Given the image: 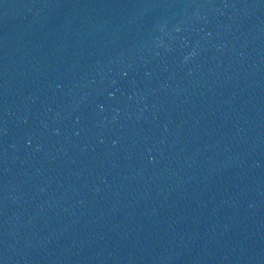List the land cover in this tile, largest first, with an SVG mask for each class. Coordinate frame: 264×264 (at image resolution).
<instances>
[{
  "label": "water",
  "instance_id": "95a60500",
  "mask_svg": "<svg viewBox=\"0 0 264 264\" xmlns=\"http://www.w3.org/2000/svg\"><path fill=\"white\" fill-rule=\"evenodd\" d=\"M0 264H264V0H0Z\"/></svg>",
  "mask_w": 264,
  "mask_h": 264
}]
</instances>
